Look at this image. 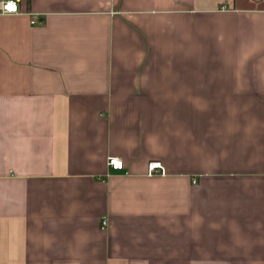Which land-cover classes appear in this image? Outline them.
Returning a JSON list of instances; mask_svg holds the SVG:
<instances>
[{
	"label": "crops",
	"instance_id": "0c3cea01",
	"mask_svg": "<svg viewBox=\"0 0 264 264\" xmlns=\"http://www.w3.org/2000/svg\"><path fill=\"white\" fill-rule=\"evenodd\" d=\"M17 9H0V264H264V0Z\"/></svg>",
	"mask_w": 264,
	"mask_h": 264
},
{
	"label": "built area",
	"instance_id": "2783aa9c",
	"mask_svg": "<svg viewBox=\"0 0 264 264\" xmlns=\"http://www.w3.org/2000/svg\"><path fill=\"white\" fill-rule=\"evenodd\" d=\"M0 9L4 13H14L17 12V0H5L0 1ZM34 23V21H32ZM107 165L115 170H121L124 167L123 160L116 156H110L107 159ZM163 173V167L159 162H151L148 165V174ZM106 221L103 220L102 225L104 226Z\"/></svg>",
	"mask_w": 264,
	"mask_h": 264
}]
</instances>
